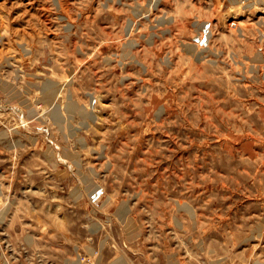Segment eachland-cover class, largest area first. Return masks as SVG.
I'll return each mask as SVG.
<instances>
[{"label":"rangeland","instance_id":"374dc122","mask_svg":"<svg viewBox=\"0 0 264 264\" xmlns=\"http://www.w3.org/2000/svg\"><path fill=\"white\" fill-rule=\"evenodd\" d=\"M0 264H264V0H0Z\"/></svg>","mask_w":264,"mask_h":264}]
</instances>
